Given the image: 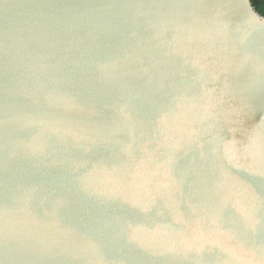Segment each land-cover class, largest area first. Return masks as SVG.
Returning <instances> with one entry per match:
<instances>
[{
    "label": "water",
    "instance_id": "water-1",
    "mask_svg": "<svg viewBox=\"0 0 264 264\" xmlns=\"http://www.w3.org/2000/svg\"><path fill=\"white\" fill-rule=\"evenodd\" d=\"M0 264H264L251 0H0Z\"/></svg>",
    "mask_w": 264,
    "mask_h": 264
},
{
    "label": "trees",
    "instance_id": "trees-1",
    "mask_svg": "<svg viewBox=\"0 0 264 264\" xmlns=\"http://www.w3.org/2000/svg\"><path fill=\"white\" fill-rule=\"evenodd\" d=\"M252 5L261 15H264V0H251Z\"/></svg>",
    "mask_w": 264,
    "mask_h": 264
}]
</instances>
